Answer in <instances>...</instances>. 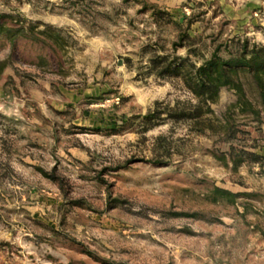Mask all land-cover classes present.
<instances>
[{
    "label": "rangeland",
    "instance_id": "obj_1",
    "mask_svg": "<svg viewBox=\"0 0 264 264\" xmlns=\"http://www.w3.org/2000/svg\"><path fill=\"white\" fill-rule=\"evenodd\" d=\"M142 1L195 19L203 54L264 44V0ZM0 14V264H264V123L236 117L263 163L234 167L218 135L141 122L192 98L138 74L146 46L171 51L173 23L133 0H0ZM235 99L222 88L215 115ZM216 186L245 195L214 201Z\"/></svg>",
    "mask_w": 264,
    "mask_h": 264
},
{
    "label": "trees",
    "instance_id": "obj_2",
    "mask_svg": "<svg viewBox=\"0 0 264 264\" xmlns=\"http://www.w3.org/2000/svg\"><path fill=\"white\" fill-rule=\"evenodd\" d=\"M133 1L141 3L156 23L166 21L177 27L176 39L172 42L170 52L156 47L144 48V53L149 54V57L139 66L141 71L138 74L158 78L176 77L192 95L189 100L176 99L171 105L165 103L162 108H158L161 103L156 102L153 110L141 116L144 129L153 128L156 123L164 120L182 122L197 133L218 135L219 141L228 145L224 154L234 167L244 163L262 165V155L247 149L244 144L236 143L237 133L243 132L238 128L241 124L237 123L236 117L246 118L242 125L253 123L261 126L264 123V44L255 43L248 37L229 38L214 45L209 55H206L201 49V37L189 33L195 19L186 16V24H179L157 3ZM5 16L0 14V19ZM3 28L0 22V33L8 31ZM161 49H164L163 46ZM177 49H184L185 54L177 55ZM8 64V61L0 62V74ZM224 87L232 90L236 99L219 118L211 105L218 100ZM162 148L166 150L165 144ZM153 162L165 163L157 158ZM45 176L58 179L54 174L45 173ZM211 195L214 201L235 203L245 194L216 186L211 190Z\"/></svg>",
    "mask_w": 264,
    "mask_h": 264
}]
</instances>
